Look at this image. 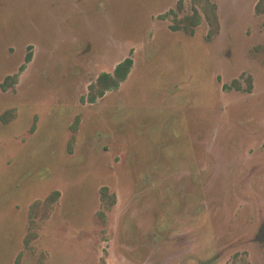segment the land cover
<instances>
[{
    "label": "rangeland",
    "instance_id": "obj_1",
    "mask_svg": "<svg viewBox=\"0 0 264 264\" xmlns=\"http://www.w3.org/2000/svg\"><path fill=\"white\" fill-rule=\"evenodd\" d=\"M0 264H264V0H0Z\"/></svg>",
    "mask_w": 264,
    "mask_h": 264
},
{
    "label": "trees",
    "instance_id": "obj_2",
    "mask_svg": "<svg viewBox=\"0 0 264 264\" xmlns=\"http://www.w3.org/2000/svg\"><path fill=\"white\" fill-rule=\"evenodd\" d=\"M196 16L200 18V15L198 12H195ZM199 15V16H198ZM198 18V19H199ZM217 20H215L216 22ZM199 24V20H197L196 22L193 23L192 27H195ZM174 30H179L180 28H173ZM191 34H193V29L191 28L190 30H188ZM30 59V56L28 57V60ZM133 61L132 59L128 58L125 61H123L122 63H120L116 69H115V78H113L111 75L109 74H103L100 78H99V83H102L101 86V90L99 91V96L103 97L106 93V91L110 90V89H114L117 88L119 86V82L124 81L126 79V77L128 76L130 69L132 67ZM3 88H5V86H3ZM95 98L91 99V102H94ZM102 198L107 195V188H103L102 189Z\"/></svg>",
    "mask_w": 264,
    "mask_h": 264
}]
</instances>
